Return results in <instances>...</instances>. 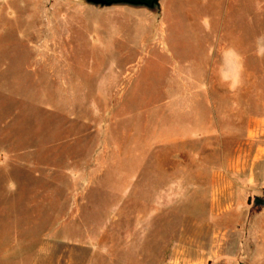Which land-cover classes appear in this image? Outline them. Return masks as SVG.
<instances>
[{"label":"rangeland","instance_id":"rangeland-1","mask_svg":"<svg viewBox=\"0 0 264 264\" xmlns=\"http://www.w3.org/2000/svg\"><path fill=\"white\" fill-rule=\"evenodd\" d=\"M256 197L264 0H0L5 264H264Z\"/></svg>","mask_w":264,"mask_h":264},{"label":"crops","instance_id":"crops-1","mask_svg":"<svg viewBox=\"0 0 264 264\" xmlns=\"http://www.w3.org/2000/svg\"><path fill=\"white\" fill-rule=\"evenodd\" d=\"M162 33H161V40L163 39ZM163 36H164V33H163ZM205 42H206V44H205ZM208 42H211L210 45L207 44ZM216 42H217V37H216V34L214 32L212 35H208V34L205 35V37L201 40L200 44H198L199 48L201 46L208 48V50L204 54V55L208 56V62H207L208 64H214L215 57L217 56V52L221 51L219 48H217ZM172 55L174 56V54H172ZM204 55L203 56L199 55V57L197 59H194V61H193L194 64L200 65L201 63L199 61L202 57H204ZM223 55L233 56L234 58L238 59V58H241L242 52H241V50H239L236 47H233L232 44H230V46L227 48L223 47ZM209 58H211V60H209ZM209 103L210 102L208 101L207 104H209ZM1 214H2V209H0V264H5V262L7 260V256L5 253H3V249H5L7 247V243L4 241V239L6 238V234H5V227L2 225ZM16 245H18V243ZM21 261H23V264H26V263L27 264H30V263L31 264H39V258L38 257L37 258L32 257L31 260L29 259L26 261L21 259Z\"/></svg>","mask_w":264,"mask_h":264},{"label":"water","instance_id":"water-1","mask_svg":"<svg viewBox=\"0 0 264 264\" xmlns=\"http://www.w3.org/2000/svg\"><path fill=\"white\" fill-rule=\"evenodd\" d=\"M88 3L96 4V5H102V6H109L113 4H119V3H128V4H135V5H143L146 7L152 8L155 4L158 3L159 0H85ZM254 204L258 206L264 205V199L260 197H256L254 199Z\"/></svg>","mask_w":264,"mask_h":264}]
</instances>
